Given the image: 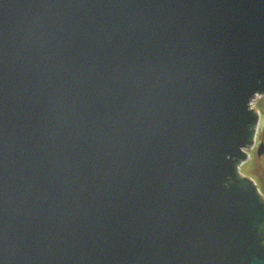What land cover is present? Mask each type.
Masks as SVG:
<instances>
[{"label": "water", "instance_id": "95a60500", "mask_svg": "<svg viewBox=\"0 0 264 264\" xmlns=\"http://www.w3.org/2000/svg\"><path fill=\"white\" fill-rule=\"evenodd\" d=\"M263 97L264 0H0V264H264Z\"/></svg>", "mask_w": 264, "mask_h": 264}, {"label": "rangeland", "instance_id": "374dc122", "mask_svg": "<svg viewBox=\"0 0 264 264\" xmlns=\"http://www.w3.org/2000/svg\"><path fill=\"white\" fill-rule=\"evenodd\" d=\"M262 99L263 100L257 98V100L252 103V108H255L261 115L260 125L256 128L258 131V138L256 140L257 145L264 142V97ZM252 150L248 152L251 156L248 158L247 162L240 167L241 173L244 177H249L258 186L259 192L264 198V155L261 157L257 154L253 155Z\"/></svg>", "mask_w": 264, "mask_h": 264}, {"label": "flooded vegetation", "instance_id": "af4514ba", "mask_svg": "<svg viewBox=\"0 0 264 264\" xmlns=\"http://www.w3.org/2000/svg\"><path fill=\"white\" fill-rule=\"evenodd\" d=\"M259 145H256L254 149L252 150L253 155L257 154ZM251 156V155H250Z\"/></svg>", "mask_w": 264, "mask_h": 264}, {"label": "bare ground", "instance_id": "6f19581e", "mask_svg": "<svg viewBox=\"0 0 264 264\" xmlns=\"http://www.w3.org/2000/svg\"><path fill=\"white\" fill-rule=\"evenodd\" d=\"M256 100H257V98H256V99H254V100L251 102V107H252V103H253V102H255Z\"/></svg>", "mask_w": 264, "mask_h": 264}, {"label": "trees", "instance_id": "16d2710c", "mask_svg": "<svg viewBox=\"0 0 264 264\" xmlns=\"http://www.w3.org/2000/svg\"><path fill=\"white\" fill-rule=\"evenodd\" d=\"M261 100H263V99L261 98Z\"/></svg>", "mask_w": 264, "mask_h": 264}]
</instances>
